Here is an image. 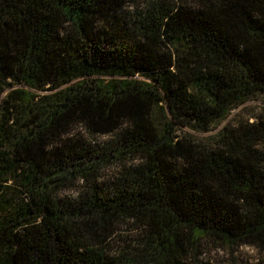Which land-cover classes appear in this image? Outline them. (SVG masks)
<instances>
[{
	"label": "trees",
	"instance_id": "trees-1",
	"mask_svg": "<svg viewBox=\"0 0 264 264\" xmlns=\"http://www.w3.org/2000/svg\"><path fill=\"white\" fill-rule=\"evenodd\" d=\"M255 96L264 0H0V264H264Z\"/></svg>",
	"mask_w": 264,
	"mask_h": 264
},
{
	"label": "rangeland",
	"instance_id": "rangeland-1",
	"mask_svg": "<svg viewBox=\"0 0 264 264\" xmlns=\"http://www.w3.org/2000/svg\"><path fill=\"white\" fill-rule=\"evenodd\" d=\"M131 8V5H127V10ZM264 112V101L261 96H255L243 105L233 109L227 118L219 123L214 128H211L207 133L201 134L198 139L203 142H211L212 136L223 126H234L238 122L251 121L259 114ZM100 138L99 140H103ZM115 169L109 168L102 174V178H108L113 174ZM79 182H77L78 184ZM75 184V186L77 185ZM74 189L66 191L68 195H71ZM133 230V225L122 226L117 231V241L126 240L130 242L129 238H132L135 234ZM201 255L199 260L205 261L209 264H250L257 258L262 256V252H257L251 247L239 246L237 248H227L224 245L218 244L216 242H201L200 246Z\"/></svg>",
	"mask_w": 264,
	"mask_h": 264
}]
</instances>
